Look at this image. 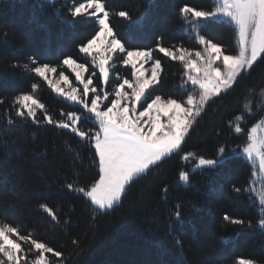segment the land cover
<instances>
[{
    "label": "trees",
    "instance_id": "1",
    "mask_svg": "<svg viewBox=\"0 0 264 264\" xmlns=\"http://www.w3.org/2000/svg\"><path fill=\"white\" fill-rule=\"evenodd\" d=\"M83 1L0 0V225L17 227L20 235L61 252V257L45 253L47 264H238L242 259L264 264L253 165L234 151L245 146L250 128L264 119V58L258 57L230 89L205 104L177 150L138 174L118 203L100 209L79 191L86 192L99 179L94 143L71 128L47 123L45 112L57 122L75 112L76 126L89 133L98 130V123L32 71L43 64L60 66L69 57L89 65L79 49L98 31V22L72 15ZM104 3L109 24L126 49L151 50L161 62L159 82L146 90L145 102L160 95L183 103L199 93L184 82V63L159 52L158 44L194 52L201 49L203 36L226 54L239 53L234 23L197 21L179 11L184 4L212 11L217 0ZM120 11L129 17H120ZM119 57L110 85L133 78L131 66ZM91 71L92 85L101 86L98 70L90 66L88 75ZM30 93L44 105L35 121L16 114V97ZM237 124L241 132L235 131ZM198 158L218 162L193 168ZM181 173L188 174L187 182ZM42 205L52 209L55 220ZM21 242L23 249L31 248Z\"/></svg>",
    "mask_w": 264,
    "mask_h": 264
},
{
    "label": "snow or ice",
    "instance_id": "2",
    "mask_svg": "<svg viewBox=\"0 0 264 264\" xmlns=\"http://www.w3.org/2000/svg\"><path fill=\"white\" fill-rule=\"evenodd\" d=\"M184 16H191L195 20H207L211 17L222 15L229 17L238 30L239 54L229 55L218 43L199 37L201 44L205 45V54L196 52L197 59L185 57V50L178 49L179 55L171 48L157 45L159 52L172 60L184 62L187 70L185 83L190 82L193 87H198L199 99L188 95L185 103L176 99H162L160 95L155 96L146 107L139 110L147 100L146 90L159 82L161 71L160 60H155L151 66V73L144 67L153 59L151 50H128L118 39L109 24V11L106 9L104 0H84L77 4L72 10L73 16H88L98 22V31L80 46V52L90 54L95 51L99 54V74L105 82L109 80V70L106 67L112 54L126 53L120 56L124 65H131L134 80L124 79L118 83L114 93L104 91L98 93L96 88H90L92 79L89 77L85 82L80 71L87 70L85 65L77 64L72 58H65L64 65L72 67L76 73V80L83 84L82 95L78 96L77 89L71 88L64 91L59 87L60 81L69 83L64 72L59 73L60 79L55 83L49 79L48 73H55L57 69L48 64L36 66L34 71L48 84L61 93L68 100L83 105L88 113L94 114L98 122V130L89 133L81 131L77 126V114L67 113V121H54L45 112V119L49 124H58L61 128H71L72 131L84 140L94 143L95 153L99 157V179L85 192L84 188L79 191L84 193L91 202L101 209L111 207L114 202L121 199L126 186L140 173H144L150 166L157 164L170 153L177 150L196 117H198L205 104L214 96L230 89L237 77L250 69L257 58H264V0H222V3L214 11H202L196 7L184 4L180 9ZM120 17L128 18L126 11L118 13ZM75 65V67H73ZM36 85H33L35 88ZM130 89L131 91H127ZM93 95L90 97L89 93ZM114 95V98L112 96ZM90 101V102H89ZM19 105L17 116L24 117L25 114L36 119L37 109H43L44 105L32 95H21L16 97ZM26 110V112H25ZM162 117L165 118L162 120ZM240 119V118H238ZM236 132H241L239 124L235 127ZM257 128H252L249 135L250 142L243 148V152L251 159L258 160L259 170L264 173V136L256 135ZM220 153H224L221 148ZM217 160L201 158L199 164L215 165ZM180 179L187 182L188 174L181 173ZM72 188V185H68ZM240 191V189H235ZM260 202L264 206V189L260 192ZM42 208L55 220L56 216L47 205ZM179 218V212L176 213ZM226 220L230 217L225 216ZM233 223H243L233 220ZM264 226V219L259 221ZM15 235L20 241L30 243L31 248L38 251L33 264H47L45 253H53L55 257H61V252L53 250L47 244L33 239L30 235H20L19 229L11 225L0 226V264H26L21 244L11 239ZM239 264H253L251 260H240Z\"/></svg>",
    "mask_w": 264,
    "mask_h": 264
},
{
    "label": "rangeland",
    "instance_id": "3",
    "mask_svg": "<svg viewBox=\"0 0 264 264\" xmlns=\"http://www.w3.org/2000/svg\"><path fill=\"white\" fill-rule=\"evenodd\" d=\"M84 2V1H83ZM82 3V2H81ZM222 3V0H217V6L216 7H218L220 4ZM216 7H215V9H216ZM215 9H213L212 11H214ZM209 19H225V20H228V21H231L230 20V18L229 17H225V16H222V15H218V16H215V17H211V18H209ZM200 21H203V20H200ZM99 27V26H98ZM201 49L200 50H198V51H194V52H192V51H187V50H185V57H186V59L187 58H189V56H188V54L189 53H191L192 55H191V57L190 58H192V59H197L196 58V56H195V53L196 52H201L202 54H205L206 55V53H205V45H203V44H201ZM140 50H143V49H140ZM173 51H175L176 52V54L177 55H179L180 53H179V51H177L178 49H172ZM84 54V53H83ZM239 54V53H238ZM238 54H236V55H238ZM85 56H86V58H87V60L89 61V65L90 66H92V67H95L97 70H98V72H99V66H98V61H99V54L98 53H95V51H93V53H90V54H84ZM120 55H123V56H126V53H116V54H112V59H110L109 60V62H108V64L106 65V67L108 68V70H109V78H110V76H111V74H112V71H111V68L113 67V65H115L116 64V59L120 56ZM155 61V59L153 58L152 60H150L148 63H146L145 64V68L148 70V72L146 73V75H148V74H150L151 73V66H152V63ZM76 63L77 64H83V65H85V68L87 69L86 71L85 70H81V69H79V68H76V71H80L81 73H82V76L84 77V80H85V82L87 81V79L89 78V77H91V75H92V71H91V73L88 75V71H89V68H90V66L87 64V63H80V62H77L76 61ZM184 63V62H183ZM40 66V65H39ZM50 66V65H49ZM131 66V65H130ZM50 67H55L56 69H57V71L55 72V73H48V76H49V79H51L52 81H53V83H55L57 80H59L60 79V77H59V73L61 72V71H63L64 72V75L65 76H67L68 77V81H69V83H67V84H65L63 81H60V84H59V87L60 88H62L64 91H70L71 90V88H76L77 89V95L78 96H80V95H82V91H83V84L80 82V81H78V80H76V78H75V76H76V73L72 70V67H69L68 65H64L63 64V62H62V64L60 65V66H50ZM73 67H75V65L73 66ZM186 72H187V70H186ZM114 74V73H113ZM118 74V73H117ZM101 77V76H100ZM91 79H92V77H91ZM124 80V79H123ZM123 80L122 81H120L119 83H122L123 82ZM129 80H134V77L132 78V79H129ZM46 81V80H45ZM46 83L48 84V82L46 81ZM101 83H102V85L101 86H98V85H90V88H96L97 89V92L98 93H102V92H104V91H107V92H109V93H114V89H115V87L117 86V84H113V85H110V82H109V80L107 81V82H105L104 81V79L101 77ZM191 84V83H190ZM49 85V84H48ZM50 86V85H49ZM50 88L57 94V95H59V96H61V97H63V98H65V99H67L65 96H63L61 93H57L56 91H55V89L54 88H52L51 86H50ZM198 88V87H197ZM199 89V88H198ZM126 90L127 91H131L130 89H127L126 88ZM199 92H200V90H199ZM25 95V94H24ZM28 95H32L33 97H34V95L32 94V93H30V94H28ZM93 94L90 92L89 93V96L91 97ZM197 99H199V93H198V95H196L195 96ZM35 98V97H34ZM112 98H114V95L112 96ZM36 99V98H35ZM154 99V98H153ZM162 99H167V98H162ZM37 100V99H36ZM68 100V99H67ZM152 100V99H151ZM151 100L150 101H147V102H143V104L142 105H138V108H139V110H142L143 109V107H146L147 106V103H150L151 102ZM186 100H187V98H186ZM186 100L183 102V103H185L186 102ZM73 102V101H72ZM90 102V101H89ZM74 103H76V102H74ZM76 104H78V103H76ZM78 105H80V104H78ZM80 106H82L83 107V105H80ZM94 115V114H93ZM163 119H165V118H163L162 117V120ZM98 123V122H97ZM257 128V133H256V135L258 136V137H260V136H264V119H262V120H260L259 122H257L255 125H253L251 128H250V130H249V133H248V140H247V143L245 144V146L250 142V139H249V135H250V133H251V130H252V128ZM245 146H243V147H241V148H239V149H235L234 151L235 152H239V153H241L242 155H244L248 160H250V162L252 163V165H253V178H252V188H253V191H255V194H256V197H257V200H258V202H259V204L261 205V202H260V192H261V190L262 189H264V173H261L260 172V170H259V162H258V160H254V159H251V158H249L244 152H243V148L245 147ZM186 157V156H185ZM201 158H198L197 159V163H196V165L193 167V168H196V167H200L201 165L199 164V160H200ZM207 160H209V159H207ZM206 166V165H205ZM90 190V189H89ZM88 191V190H87ZM86 191V192H87ZM123 194V193H122ZM122 196V195H121ZM90 199V198H89ZM91 201V200H90ZM119 201H116V202H114L113 203V205L114 204H116V203H118ZM94 204V203H93ZM96 207H98V208H100L98 205H96V204H94ZM112 205V206H113ZM111 206V207H112ZM105 208H110V207H105ZM105 208H103V209H105ZM101 209V208H100ZM261 210H262V217H261V219H264V206H262L261 205ZM0 226H3V225H0ZM11 239H13V240H16L18 243H20L21 244V247H22V249H23V243L18 239V237L17 236H15V235H12L11 236ZM25 242V241H24ZM27 244V243H26ZM24 251H23V253L21 254L22 256H23V258H24V260H26V261H30V262H32L33 263V261H35V259H36V257H37V255H38V251L37 250H35V249H32L31 251H29V249H27V248H25V249H23ZM45 257H46V255H45ZM0 258H3L2 257V254H0ZM46 261H47V257H46ZM239 264V263H238Z\"/></svg>",
    "mask_w": 264,
    "mask_h": 264
}]
</instances>
